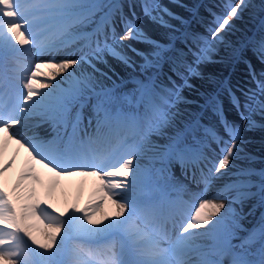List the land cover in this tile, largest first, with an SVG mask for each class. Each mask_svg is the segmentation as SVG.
<instances>
[{
  "label": "snow or ice",
  "instance_id": "6c2138e0",
  "mask_svg": "<svg viewBox=\"0 0 264 264\" xmlns=\"http://www.w3.org/2000/svg\"><path fill=\"white\" fill-rule=\"evenodd\" d=\"M127 6L128 14L118 0H0V177L15 162H3L14 141L30 158L21 181L39 179L36 164L55 177L98 180L95 201L65 209L40 199L35 189L14 198L0 182V264H264V214L246 236L238 235L242 217L253 214L252 209L244 212L245 205L254 200L264 207V169L236 163L252 159L244 151V132L264 129V71L246 60L255 87L240 88L239 96L228 89L238 124L224 115L219 96L205 95L201 103L183 95L221 47L233 56L250 51L264 65V20L237 48L228 36L253 7L251 0H229L222 14H212L203 36L177 35L170 21L183 20L160 0H139L138 5L129 0ZM137 6L167 31V40L153 39L142 27ZM53 23L60 26L56 39L50 33ZM88 26L91 31H83ZM76 40L85 42L80 55L57 61L56 52ZM128 40L147 44L150 51L126 46ZM33 49L50 58L31 64L29 71L13 56L5 69L2 62L10 54L27 59ZM129 50L143 63L137 65ZM108 57L139 67L132 90L124 91L102 70ZM83 63L91 71L77 74ZM181 105H195L200 112ZM206 111L219 118L223 134L203 121ZM33 119L52 127V139L18 130ZM176 165L203 191L214 180L228 179L212 199L194 193L190 204L183 195H167L186 191L175 178ZM148 187L162 194L148 196ZM109 203L111 214L103 207ZM31 218L47 221L40 236L31 230ZM178 220V231L169 230V221ZM98 238L110 243L85 247Z\"/></svg>",
  "mask_w": 264,
  "mask_h": 264
},
{
  "label": "bare ground",
  "instance_id": "6f19581e",
  "mask_svg": "<svg viewBox=\"0 0 264 264\" xmlns=\"http://www.w3.org/2000/svg\"><path fill=\"white\" fill-rule=\"evenodd\" d=\"M121 1H123L122 4L125 7V9L128 10L127 5L129 3V0H127V1L118 0L119 3ZM166 1L167 2L164 4L165 7L169 8V9H173L175 7L177 9V11L182 14L184 12V10L182 11V9H181L182 7L180 8L179 5H181V4L183 5V3L193 4L194 1H196V0H166ZM215 1L218 2V1H222V0H215ZM110 2H116V1L111 0ZM251 4L253 5V7L246 9L244 11V13L245 14L247 13L249 16L245 17L242 15L241 19L237 20L238 23L244 25V28H242L241 26H237V24L235 22L234 30L228 36L229 40L234 45H236L237 48H239L238 42L243 37H245L247 35V32H249L250 28H252V26L254 25V21H256V18H255L256 17V7L260 6L264 9V2H262V0H251ZM211 5H213L215 7L214 10L212 11L213 14H215V13L217 14V12H218L217 9L219 8L218 4L215 2L214 3L211 2ZM189 7H191V6H189ZM206 10L209 11L208 9H206ZM257 14H259V12ZM251 17H254V19L250 20ZM244 19L247 20L246 21L247 26H245L246 23H245ZM173 21L174 20H171L170 23H172ZM149 24H150L149 28L147 26H143V27L145 28L146 31H148V33L152 36V38L153 37L158 38V37L162 36L164 34V32H167L163 28L153 27L156 24L152 23L151 21L149 22ZM172 24H174V23H172ZM183 26L185 29H187L189 27L188 24H185ZM91 27L92 26H88V27L84 28L83 31H91ZM59 30H60V26L56 23H53V25L50 29L52 39H56V36H57ZM160 32H162V33H160ZM80 43H81V40H76L75 42L70 44L68 47L60 48L55 54L56 60L59 61L60 59L68 58L71 53H74V55H72L71 58H77L80 55V53H78ZM127 45H130L131 48L134 46L137 49L141 50L144 47H146L147 44L139 43L136 40H128V41H126V46ZM25 47H27V46H25ZM220 52L222 53L221 55L228 57V60L224 61V63L228 62V61L230 62L231 58H232L231 63H233L236 56L231 55V49H225V48L221 47ZM33 53H34V55L28 56L27 59H25L24 55L21 53L10 54L9 57H7L2 63L4 64V67L6 70L10 69L13 56H15L16 58L20 59V61L24 64V66L27 67L30 71L31 70V67H30L31 64H34L35 62H39L41 60H46V59L50 58L49 56H42L39 54H35L34 49H33ZM128 55L132 56V58H133L135 54L129 50ZM214 55L212 57V60L215 57ZM250 59L252 60L253 64L259 65V61L255 60V58L253 56H251ZM212 62L213 61L207 62L201 66L200 72L202 75L198 78H193L191 83L193 84L194 87L192 89H184L183 95L187 99L195 100V99L200 98V101L202 102L203 96L214 94V92L217 89V86L222 81L223 82L226 81L222 77L226 76L228 73L229 66H226L228 64L223 66L224 63H222V60L220 62H219V60H217L216 64H212ZM214 62H216V61H214ZM97 67H100V65L97 64ZM102 70L107 71L108 75L115 82L122 80L126 75L133 77L134 76L133 74L135 72L132 70L131 67H128V66L120 63L118 60L112 59L111 57L107 58V64L103 67ZM90 71H91V68L87 63H83V64L77 66V68H76L77 74H79L81 72L88 73ZM7 74L9 76L12 75L10 70L8 71ZM241 76H242L243 80H240V79L236 80V82H234L232 85L236 89H239L240 87H242V85L245 88L246 87L248 88L251 84V81L249 80V78L246 75L242 74ZM244 80H245V82H244ZM108 83H109V86H111L110 82H108ZM239 95H240V92H239ZM190 98H192V99H190ZM241 99H243V97H241ZM221 102H222L224 108L230 106V100H228V99L222 98ZM181 107L185 108L191 112H198L199 111V109L197 107H195V105H181ZM194 107H195V109H194ZM202 113L204 114L205 112H202ZM85 115H87V114H85ZM85 123H86V121H85ZM18 130L20 132L24 133L25 135H30V136L35 135V136H39V137H42V138L47 139V140L52 139V137L55 135L52 127L49 124L39 123L35 119L29 120L25 125L20 126L18 128ZM2 135L3 134L0 133V136H2ZM244 138L246 141V143L244 145L247 149L246 150L244 148V151H245V153L250 154L252 159L250 161L249 160H241L240 163H238L236 161V163L239 165L250 166V167H253L252 165H256L258 168L264 169V147H263L264 146V129L256 128L252 131H246V132H244ZM153 139H155V137ZM213 146L214 145H212V147ZM13 158L15 160L14 164L12 165L11 168L8 169V171L6 173L3 174L2 177H0V182H3L4 186L9 190V192L13 193L14 198L17 195V193H24L30 189H35L37 197H39L40 199H44V200H50L57 207H60L61 209H65L73 203H78L80 207H84L90 201H95V199L97 197L96 188H97L98 180L95 176L74 175L71 177H55L54 173L49 171V169L44 168L40 164H36L35 172L38 175L39 179L35 180L32 178H25L21 181V174L25 170V168L27 167L30 158H29V154H28L27 150L22 148L20 145H17L14 141L9 144L7 151L3 156V162L6 163L9 159H13ZM250 164H252V165H250ZM174 169H173V171H174L176 180L179 181L180 184L185 186L186 191H184L183 193H179V195H183V199L185 201H189L190 204L193 203L194 201L192 199V194H194V193L199 194V195H203L205 198H208V199H212L213 195H215L214 189H216V184L217 185L220 184L219 180H214L213 183L209 186L208 190L203 191L204 187H203V189L196 188L195 186L186 182L184 176L182 174L180 175L179 173H176ZM227 179H228L227 177L223 178V180H222L223 182H221V183L225 184L227 182ZM18 181H21V187L19 189H17L15 187ZM56 181H59V182L56 183ZM170 192L171 191L169 190L167 195L171 198ZM161 194L162 193H160L158 191L154 192L151 187H148L146 189V195H148V196H159ZM254 205H255V207H253ZM103 207H104V210L106 212H108L109 214H111V212L114 210L110 203L103 206ZM259 207L260 206L257 205L254 200L249 201L245 205V208H247L248 211H249V209H252L253 212L256 211V209ZM247 217H248L247 215L245 217L243 216L242 217L243 219H241V221H240L241 227L243 230L246 227ZM244 218L246 220H244ZM41 220H42V218L41 219L31 218L29 220V223L32 225L31 230L37 236L41 235L42 230L44 229L45 224L47 223V221H44L42 223ZM167 227L169 228V230H171L170 226H167ZM243 230L238 231V235H240ZM100 239L101 238H98L97 240H100ZM29 243H31V242L29 241ZM108 243H110V241H106L104 239L101 242V247H97V248H103ZM129 258H133L131 256V254L129 255ZM227 259H228V257H225V260H227Z\"/></svg>",
  "mask_w": 264,
  "mask_h": 264
},
{
  "label": "rangeland",
  "instance_id": "374dc122",
  "mask_svg": "<svg viewBox=\"0 0 264 264\" xmlns=\"http://www.w3.org/2000/svg\"><path fill=\"white\" fill-rule=\"evenodd\" d=\"M212 1H214V0H196V1H194L193 4H191V3H183V7L182 8L180 7L182 9V11L184 10V12L182 14L179 13L175 7L173 9H170L177 16L181 17L182 20H183V23H181L180 20H178V21L177 20H174L172 22V23H174V25L176 26V28L179 30V33L180 32H186V33H196L197 32V34H199L198 29H202L203 28L204 30H203V33L201 35L202 36L203 35H206L207 34V29L211 26V22H212V19H213V15H212L213 12L212 11L209 12L207 10L204 11L201 8L204 7V5H207L208 3H209V6L210 7L213 6V5H211V2ZM102 2L103 3H109L110 0H102ZM134 2L137 3V5L139 4V0H134ZM166 2H167L166 0H160V3L163 4V5ZM227 2H229V0H222V1H218V4L225 5ZM189 6H191V7H189ZM135 10H136L137 15H139L141 17V25H142V27L143 26H147L149 28L150 27V24H149L150 20H148L147 17H144L143 16V13H142L141 9L138 6L136 7ZM123 11L126 14H128V12H129V10H127V9L126 10H123ZM217 11H218L217 14L215 13L216 15L222 14L225 11L224 6H222V8L220 10L217 9ZM258 12H259V14H257ZM242 15L245 16V17L246 16H249L247 13L246 14L243 13ZM255 18H256V21H254V25L252 26V28H250L249 32H247V35L246 36L251 35L253 32H256L258 30V28H259V25H260L261 21L264 20V9L262 7H260V6H257L256 7V17ZM253 19H254V17H251L250 18V20H253ZM244 21L246 23L245 26H247V22H246L247 20L244 19ZM185 24H188V26H189L187 29H185L184 26H183ZM236 24H237V26H241L242 28H244V25L238 23L237 21H236ZM153 27H159V26L158 25H155ZM120 28L121 27L118 24L117 25V31L118 30L119 31H122V28L121 29ZM160 33H162V32H160ZM179 33H177V35ZM166 38L168 39L167 32H164V34L162 36L158 37V38L157 37H153V39H157V40H161V41L167 40ZM84 43L85 42L83 40H81L78 53H80V49L83 47ZM132 48L137 49L134 46ZM138 50H140V49H138ZM85 51H86V49H85ZM140 51H142V52H146L147 51L148 52V51H150V46L149 45H146V47H144ZM248 53L251 54L250 51L238 52L236 54V57H235L233 63H231L232 62V58L230 59V62L228 61V62H225L224 63V61L228 60V57H226L224 55H221L222 53L220 52V50H219V52L217 54L214 55L215 57L212 60L213 61L212 64H216L217 63V60H219V62L222 60V63H224L223 66H225L226 64H228L226 66H229V70H228L227 75L224 76V77H222L226 81H224V82L222 81L217 86V89L214 92V94L217 95V96H219L220 99H222V98H224V99L231 98L229 96V94H228V89L229 88L235 89L234 86H232L233 83L236 82L235 80L240 77L238 75L243 72L242 68L248 67L247 65L244 64V63H246L245 61L248 60V58H249V56H248L249 54ZM237 57H240V58H237ZM132 59L136 61V64L137 65H140V64L143 63L142 58L141 57H138L136 55H134V57ZM214 61H216V62H214ZM258 66L259 65H255V67H258ZM261 67H262V69H260L258 72L264 71V65H262ZM131 68H132L133 71H135L134 74H133L134 75L133 77L132 76H129V75H126L122 80L116 81V83L118 85H120V87L124 91H130V90H132L135 87L136 80L139 78L138 77L139 76L138 73L140 72L139 67H135V68L131 67ZM245 75L246 76H249V73H246ZM249 80L251 81V84H250L249 87H255V85L252 83V80H251L250 77H249ZM190 99H192V98H190ZM195 107H194V109H195ZM223 109H224V115L227 117L228 120H230V121H232L234 123H237V124L238 123H241L240 118H239V115L237 113V110L232 106L231 100H230V106H228L227 108H223ZM198 112H200V109H199ZM85 114L88 115L87 110H86ZM201 115L203 117V121L204 122L208 123L209 125L214 124V125L218 126L217 129H219V131L221 132V134H223V129L220 127L219 118L217 116L213 115L211 111H206L204 114L202 113ZM213 147H215V145ZM243 147L246 149L245 145H243ZM237 162L240 163V161H237ZM250 165H252V164H250ZM252 166H253L252 168H255L257 170H260L261 169V168H258L256 165H252ZM174 168L173 169L175 170L176 173H179L180 175L182 174L184 176L186 182L189 180V182H192L196 188L203 189V187H204L203 185L197 184V183L193 182V180H191V178L186 177L182 173V171H181V169H180V167L178 165L174 166ZM218 180L220 181V184L219 185L216 184V189H214V191H215L214 193H216L217 190L224 185V184L221 183V182H223L222 181L223 178L218 179ZM153 191L156 192L155 190H153ZM173 193H176L177 194V192H173ZM213 197H214V195H213ZM244 211H245V213H247L248 212L247 208H245ZM262 214H264V207H261L260 206L259 208L256 209V211L253 212V215H247L248 216L247 217V220L244 218V220L247 221L246 222V227H245V229L242 231V233L239 236L240 237L246 236L247 235V230H250L252 228V226L257 223V221L259 220V218L261 217ZM180 223H181V221H179V220L176 221L175 224H173L172 221H169V223H168L167 226H170L171 230L174 232V231H178L179 226H180ZM101 239L102 240L105 239L106 241H110V238H101ZM100 240H96L95 242H93L90 245L86 243L85 246L86 247H91L92 246L93 248L101 247L102 240L101 241ZM234 243H239V241H235Z\"/></svg>",
  "mask_w": 264,
  "mask_h": 264
}]
</instances>
